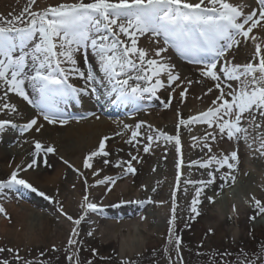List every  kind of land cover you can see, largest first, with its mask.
<instances>
[{
    "label": "snow or ice",
    "instance_id": "1",
    "mask_svg": "<svg viewBox=\"0 0 264 264\" xmlns=\"http://www.w3.org/2000/svg\"><path fill=\"white\" fill-rule=\"evenodd\" d=\"M35 5L37 0H28L19 14H10V18L0 15V113L19 112L17 105L11 103L9 94H15L38 110L24 123L0 119V133L11 129L22 135L40 134L45 127L41 121L49 125L68 124L69 117L59 102L66 104L75 100L79 103L82 95L96 94L97 84L105 80L116 94L114 103H137L144 100L146 94L149 99H159L161 89H170L164 108L171 107L177 90L183 103L194 83L211 85L197 97L201 101L212 97L205 110L187 118L178 112L175 135L154 129L143 120L134 126L124 124L125 131L114 135H127L125 142L137 154L130 151L127 160L117 159L113 165L111 153L106 150V141L110 137L105 136L98 148L83 158V168L98 177L95 184L105 185L111 191V186H115L122 176L136 175L135 164L141 160V147L144 153H150L154 144L161 140L174 142L179 159L175 164L173 214L169 221L168 247L164 252L168 254L170 264H175L170 249L179 257L183 243L181 235L175 232L178 219L176 197L180 191L182 168L198 166L207 170V179L183 180L185 185L195 187L190 205V220H195L200 215L198 205L204 189L215 184L217 173H220L222 181L234 182L233 173L240 162L238 149L214 152V145L218 146L224 140L238 143L243 139L254 154L264 157V0H255V7L232 0H58L44 8H34ZM141 37L153 47L141 46ZM249 46L252 52L247 62H235V53L241 47ZM169 48H174L184 59L197 65L200 78L194 81L182 77L171 58L162 55ZM81 62L85 67H81ZM71 77L83 80L84 86L73 85ZM27 86L35 91L37 99L32 98ZM193 125L206 126L202 136L191 137L193 147L206 150V159L193 160L185 165L180 128L187 127L191 131ZM145 128L148 132L143 131ZM33 144L31 162L26 166L17 165L7 179H0V193L23 187L55 203L58 211L74 225L65 248L66 260L70 264H81L77 245L82 241L77 239L79 232L76 226L89 212L102 211V206L90 201L86 192L80 205L82 214L74 218L55 196L46 194L21 177L19 173L39 167L41 161L47 166L48 154L57 152L54 145L39 139H33ZM96 158H100L103 166L121 169L122 176L99 178L103 168L94 166ZM64 163L69 162L65 160ZM76 171L84 175L80 169ZM206 198L210 202L213 200V197ZM250 204L255 210L250 220L264 216V200L252 196ZM233 211H236L235 205ZM0 214L8 218L3 204H0ZM208 232H213V229ZM87 235L92 236L93 232L89 231ZM52 250L59 251L55 245ZM5 252L11 254V259L0 256V264H50L43 259L44 251L33 260L25 259L19 249L0 247V254ZM92 252L95 257L96 249ZM261 252L264 253V245H261ZM219 255L223 264H231L227 259L231 253ZM86 264H93V261L88 260ZM122 264L134 262L126 260ZM236 264H264V255L252 259L241 249Z\"/></svg>",
    "mask_w": 264,
    "mask_h": 264
},
{
    "label": "bare ground",
    "instance_id": "2",
    "mask_svg": "<svg viewBox=\"0 0 264 264\" xmlns=\"http://www.w3.org/2000/svg\"><path fill=\"white\" fill-rule=\"evenodd\" d=\"M57 2L58 0H37V5L34 8H44ZM232 2L245 3L255 7L249 0H232ZM14 3L15 1L12 0H0L2 16L9 17L4 13L10 11L9 8ZM27 3L28 0H26V5ZM140 45L146 48L153 47L144 37L140 38ZM251 52L250 46L241 47L235 53V62H247ZM162 55L171 58V62L176 65L182 77H188L194 81L200 78L197 72L198 66L191 63L190 60L184 59L174 48H169L168 52ZM81 67H85L83 62H81ZM70 82L77 87L84 86V81L77 77H71ZM208 86L211 85L209 83L205 85L194 83L183 103L180 101L179 90H177V94H173L171 107L164 108L163 103L167 101L170 89H161L158 93L159 99L155 97L149 99L146 94L145 99L137 103L131 101L114 103L116 94L110 90L111 86L105 80L103 83L97 84L96 94L82 95L79 103L75 100H69L66 104L63 101L59 102L60 108L69 117L68 124L49 125L41 121L45 123V127L40 134L32 132L22 135L11 129L0 133V179H7L17 165L26 166L31 162L34 151L33 139L54 145L57 152L48 154L47 166L41 161L39 167L21 172L19 175L39 190L55 196L63 204L65 211L74 218L82 214L80 205L86 192L90 201L102 206V211L89 212L81 224L76 226L79 232L77 239L82 241V244L77 245L78 250L87 242L93 245L96 242L95 249H104L109 252V255L116 254L118 260H127L137 259L153 250L163 249L162 246L168 247L169 221L173 214L172 192L176 185L177 175L175 164L179 159L174 142L166 143L161 140L158 144H154L150 153H144L141 147L139 149L141 160L135 164L137 168L135 176H122L121 169L112 165L103 166L100 158H96L94 166L103 168L99 178L105 175L122 176L115 186H111V191H108L105 185L95 184L98 177L93 176L91 170L83 168V158L89 152L97 149L100 140L105 136L110 137L106 141V150L111 153L110 159L113 165L117 159L127 160L130 151L137 154L125 142L128 138L127 135L123 137L114 135L125 131L124 124L134 126L135 123L143 120L153 125L154 129L175 135L179 119L178 112L187 118L205 110L208 106L212 97H206L203 101L197 99ZM27 90L33 99L38 98L31 86H27ZM9 99L11 103L17 105L19 112L7 115L0 113V119H12L17 123H24L36 115L38 110L28 105L22 98L15 94H9ZM109 99L111 100L110 104ZM205 130L206 126L204 125H193L191 131L187 127L180 128L181 152L185 165L193 160L206 159V150L193 147L191 139L193 135L202 136ZM143 131L148 132V129L145 128ZM220 149L228 152L238 149L240 162L233 173L235 180H241L244 183L250 179L258 184L254 192L248 191L247 194L235 196L236 202L229 201L228 205L219 208L214 200L210 202L206 197H212L211 193L226 188L227 185L232 184V181H222L219 178L220 173H217L215 184L204 189L200 197L201 203L198 205L200 215L195 220H190V215H192L190 205L195 195V187L185 185L183 180L207 179V170L200 169L198 166L182 168L180 191L177 192L176 197L178 219L175 222V232L181 235L182 240H187L190 244L206 246L209 250L226 244L224 241L226 237L231 243L230 237L236 235L238 229L240 231L239 238L244 240L245 233L250 228L247 220L255 214V210L250 204L252 197L250 193L254 194L253 196L256 198L264 200V175H262L263 173L256 175L252 171V166L257 167L258 170H261L260 172L264 171V157L259 156L258 153L254 154L243 139L238 143L224 140L218 146L214 145L213 151L218 152ZM65 160L69 163L65 164ZM76 169H80L84 175L81 176ZM168 177L174 180L172 189H168V184L163 187L167 180L170 182ZM85 180L87 184H85ZM147 183L150 184L148 186L149 189L151 188L150 193L144 186ZM221 185L223 186L221 187ZM136 197L138 204L145 208L144 212L132 215L127 214L126 211L119 214L105 212L109 205H129V203L136 202L134 201ZM155 197H157V201L153 202ZM141 201L143 203H140ZM148 203L152 210H155L153 216H151V211L146 210ZM0 204H3L8 213V218L4 214H0L4 215V219H0V235L2 236V238L0 237V247L6 245V248L19 249L22 254L28 250L33 252L49 251L52 250L53 245L67 247V240L74 225L58 211V206L52 201L33 192L20 195L5 190L0 193ZM233 205L236 208L235 212ZM128 208L133 209L131 206ZM229 212L233 216L230 217ZM150 219H154L156 223H150ZM90 221L92 225L90 223L88 226ZM155 224L156 226H154ZM232 225L234 228L231 227ZM210 228L213 229L211 233L208 232ZM91 230L98 235L102 242L94 237L90 240L85 238L87 242H83L84 235H87L86 233ZM210 236L211 239H207ZM170 251L172 261L175 264H181L182 261L177 257L175 251L173 249ZM161 264H170L168 255Z\"/></svg>",
    "mask_w": 264,
    "mask_h": 264
},
{
    "label": "rangeland",
    "instance_id": "3",
    "mask_svg": "<svg viewBox=\"0 0 264 264\" xmlns=\"http://www.w3.org/2000/svg\"><path fill=\"white\" fill-rule=\"evenodd\" d=\"M12 1H15V3L11 8H9L10 11H6L4 13V15L8 14L9 17L10 14L11 15L19 14L20 11L26 6V0L25 1L12 0ZM2 14L3 12L0 11V15ZM252 168H253L252 171H254L256 175H261L260 173H263L262 175H264L263 170L262 172H260L261 170H258L257 167L252 166ZM167 179H170V177H168ZM167 184L169 185L168 189H172L174 185V180L172 178L170 179V182L169 180H167L163 187H166ZM232 184H230L229 186L227 185V187L228 189L231 188V192H232L231 196L234 197L238 195L247 194L248 191L254 192L256 190V186L258 183L249 179V181H245L244 183L241 182V180H235L234 182H232ZM259 185L261 186L262 184L260 183ZM144 186L146 190L148 188L150 193L151 188L149 189L148 187L150 186V184L147 183L144 184ZM226 188H221L219 191L211 193L214 203L219 205L220 207L226 206L229 203L230 196L228 195V193L226 194L221 193V191ZM12 192L23 195L24 193L27 194V192H31V190L20 187L18 190H13ZM250 195L253 196L254 194L250 193ZM137 200L138 199L136 197V199H134V201L136 202L129 203V205H123V204L113 205V206L109 205L108 208L105 209V212H117V214H119L126 211L127 214L129 215L144 212L145 208H143L141 204H138ZM156 201H157V197L153 198V202ZM129 206H131L133 209L128 208ZM146 207H147L146 210L151 211L152 212L151 216H153L155 210H152V208L149 206V203L146 204ZM231 216L232 215H230V217ZM0 219H4V215H0ZM263 221H264V216L257 217L255 221H252L250 219L247 220V223L249 224L250 228L249 230L246 231L244 240L239 238L238 234L240 231L238 229L236 232L237 234L232 236V238L230 237L231 243H229V241L227 240L228 238L226 237L224 240L226 244H222L220 247H217L215 249L209 250L206 248V246H201L199 244L195 245L193 243L190 244L187 240H182L183 243L181 248V256L179 257L177 256V257L180 259L182 257L181 264H223V260L221 259L219 254L224 252H229L231 253V256L227 257V259L231 261V264H236V261L238 259V253L240 252L241 249H243L246 253L251 255L252 259H255L257 255H264V253L261 252V245H264V225H261L262 223H264ZM153 222H155L154 219H150V223ZM90 223L92 225V222L90 221L88 223V226ZM154 226H156V224ZM231 227L234 228L233 225ZM91 231L93 232V230ZM93 235L92 236L84 235V239H82L83 242H87L85 238L90 240L92 237L102 242V240L98 237V235L95 234V232H93ZM0 237L2 238L1 235ZM207 239H211V236L208 237ZM100 244L102 245L104 243H100ZM95 245H97L96 242H94V245L87 242V244H83L82 247H80L78 254L81 264H86L88 260H92L93 264H122V261H126L123 259L118 260L116 259L117 257L116 254L109 255V252H106V250L104 249L101 250L98 247H96L98 248L96 249L97 255L94 257L92 249H95L94 248ZM1 247L6 248L7 246L4 245ZM162 247L163 249H160L158 251L153 250L150 253H146L137 259L135 258V259H127V260H132L134 264H161L165 260L166 255H168L167 253L164 252V248L166 246H162ZM56 248L59 249V251L42 250L45 252V256L43 257V259L50 261V264H70V262L66 260V253H65L66 247L63 248L61 245H58ZM40 252L41 251L33 252L28 250L24 254L20 253V255L24 256L25 259L33 260L39 258ZM0 256L11 259V254L7 252L0 254ZM100 257H104L105 259H100Z\"/></svg>",
    "mask_w": 264,
    "mask_h": 264
}]
</instances>
